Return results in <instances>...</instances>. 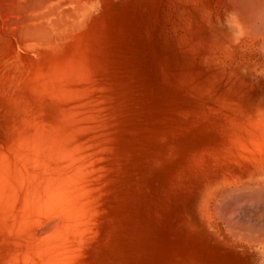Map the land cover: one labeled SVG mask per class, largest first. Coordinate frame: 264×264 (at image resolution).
<instances>
[{
	"label": "bare ground",
	"instance_id": "bare-ground-1",
	"mask_svg": "<svg viewBox=\"0 0 264 264\" xmlns=\"http://www.w3.org/2000/svg\"><path fill=\"white\" fill-rule=\"evenodd\" d=\"M130 1L134 2L133 0H130ZM136 1L137 0H135L134 3H136ZM146 1H148V0H146ZM145 2H141V3L144 4ZM149 3H150V1H149ZM198 3H200V4L198 7H195L196 11L200 12L204 9L207 10L209 15H211L210 17L214 21L213 30L211 31V34H212V36H215V35L219 36V41L218 42L216 41L213 43L214 47H221V48L226 49V50L238 49L239 52L243 53L241 58H247L253 64V66L256 70H259L262 73H264V0H198ZM151 6H153V4L150 5V7H149L152 9ZM121 7H123V6H121ZM124 7H127V5ZM140 8L138 10H140ZM136 9H137V7H136ZM156 9L159 11L157 6H156ZM126 10H128V9L126 8ZM126 10H125V12H126ZM142 10H143V8H142ZM123 11H124V9H121L120 7L116 8V5H113L111 0H0V101L4 99V102L6 101V103H4V102L3 103L6 107L7 102L11 100L9 102V109H10L9 113L11 114L13 111L17 113V117H16L17 119L16 118L12 119V115H10V117H11L10 119L13 123V126H12L13 128L11 129L10 128L11 126L8 124L10 126L9 127L10 129H5L6 131L4 130L7 133V138H5V139L0 138V264H98L97 260L94 258L93 255L95 254L97 249L103 250L107 246V243H108L107 239H109V238H108L107 234L105 235L107 237L104 236V234L106 233L105 229L108 228V225H112L114 223V219H116L117 217L113 216L114 214L111 215V212H113V209H111V207L113 205V204L111 205V197L113 195L111 197L108 196V193L111 191V189L109 188L110 186L109 187L107 186L108 190L110 189L109 191L107 190V188H106L107 182L105 181V179L108 177L110 171L112 170L108 167L110 166V164L112 165V163H115L113 161L115 160L114 157H116L115 156L116 151H117L116 143L121 141L120 138L118 141H116L118 139V138H116V132H117V130H119L116 128L117 127L120 128V125L119 126L115 125V115L116 114L112 113L110 115V112H111V110H114V109L116 110V107H118L117 105L122 107V105H120V104L115 105L116 97H117V94L120 93V90L118 88H116L112 79H110L111 77L109 76V71H111L110 66H112L111 64L113 63V61L111 62V53L114 52L111 49H112L114 42H115L113 40V38L116 37L113 34L116 32H121V29H120V26L118 23L119 19H120L118 13H120L121 16L124 18ZM153 11H155V10H153ZM143 12H144V10L142 11V13ZM134 13H136V12H134ZM145 13H146V15H148L149 12L146 11ZM137 14H139V13L137 12ZM131 15H132V12H131ZM138 16H140V14ZM161 16L162 15H160L159 19L161 18ZM141 18L138 17L137 19L141 20ZM144 18H145V16H144ZM155 19L157 21V17ZM132 20H131V22L133 23ZM144 21H145V19H144ZM156 21L154 20V22H156ZM131 22H130V24L132 26H136V27L138 26V25H135L137 22L136 20H135L134 25ZM138 22H137V24H138ZM140 22H142V20ZM158 23H161V22H157V24ZM157 24H156V26L158 27L159 25H157ZM127 25H128V23H127ZM198 25H199V23H198ZM124 26H126V25H124ZM128 26H130V25H128ZM144 27H146V26H144ZM154 27L152 29H154ZM134 28L135 27H133V29ZM137 28H139V26ZM127 29H132V27H128ZM133 29H132V31H134ZM146 30H147V28H146ZM147 32H149V31H147ZM152 32H154V31H152ZM155 32H157V31H155ZM126 35L130 36L128 34H126ZM156 35H157V33H156ZM132 36H134V34H132ZM147 36H149V33ZM153 36L155 37V35H153ZM149 37L148 38L151 40L152 37L151 36H149ZM122 38H121V41L123 40ZM129 38L131 39V36ZM136 39H137V37H136ZM124 40H126V39H124ZM126 41H124V42H126ZM152 41H154V40H152ZM257 42L259 44L258 47H256V45H255V43H257ZM121 43L123 44V41ZM141 43H142V41H141ZM155 43H156V41H155ZM124 44H126V43H124ZM126 45H128V44H126ZM124 46H123V48H124ZM120 47H122V46H120ZM156 47L157 46H155V48ZM130 48H131V46H130ZM150 48H151V46H150ZM121 52H123V51H121ZM131 52H132V50H131ZM152 52H154V53H152L151 55L156 54L155 51H152ZM195 54H197V53H195ZM113 55H114V53H113ZM123 55H125V54H123ZM116 57H118L120 59L124 58L118 54ZM194 57H196V56H194ZM115 59H117V58H115ZM195 59L196 58H194L193 67L196 64L195 61L197 59L196 60ZM112 60H114V59H112ZM128 60H130V58H128ZM199 60H200V58H199ZM138 61H139V59H138ZM125 62H126V60H125ZM125 62H122L121 64H123ZM130 62H132V60ZM126 63L124 65L127 68L128 64H130V63L129 62H126ZM159 63L161 64L162 62H159ZM183 63H184V61H183ZM180 64L182 65V63H180ZM163 65L165 66L166 64H163ZM184 66H185V64H184ZM197 66H200V64L198 63ZM122 67H124V66H122ZM159 67H154V69L159 70ZM195 68H193V69H195ZM161 69H163V71L165 70V68H161ZM180 69L181 68H179V70ZM185 69L186 68H184V70ZM184 70H183V72H184ZM190 70L191 69L189 68V70H187V72H189ZM195 70L193 72H195ZM199 70H201V69H199ZM113 71H114V69H113ZM134 71H136V69H134ZM163 71H162V73H163ZM168 71L169 70L166 69V72H168ZM180 71H182V69ZM122 72H123V70H122ZM190 72H189V74H191ZM200 72H202V70ZM111 73H112V71H111ZM129 73H131V72H129ZM153 73H155V72H153ZM137 74L135 75V77L137 76ZM155 74H153V76ZM112 75H113V73H112ZM184 75L186 77L187 73L183 74V77H184ZM119 76H120V74H119ZM141 76L143 77L144 75H141V73H140V76H139V74H138V78H140ZM156 76L158 77V74H156ZM178 76H179V74H178ZM173 77L175 78V76H173ZM190 77L193 78L192 75ZM199 77H201V76H198L197 78L200 79ZM187 78L188 77H186V79ZM116 79H118V78H116ZM170 79H171V76H170L169 80ZM188 79L187 80L189 83H187V84H191L190 78H188ZM118 80H120V79H118ZM180 80H181V78H180ZM184 80H185V78L182 79V82ZM194 80H192V81L195 83ZM133 81H132V84H133L132 90H134L135 86L137 85L135 83L136 85L134 86L135 81L134 82ZM174 81H175V79L173 80V82ZM178 82L176 83L177 85L180 83V82L179 83ZM182 82H181V84L178 85L179 87H180V85H182ZM186 82H184V83H186ZM204 82H206V81L204 80ZM165 83L166 82L164 81V84ZM132 84L130 83V85H132ZM140 84H142V82L138 83V86ZM187 84H185L186 87H188ZM173 85H174V83H173ZM205 85H207V83H205ZM127 86H129V84H127L126 87ZM167 86H168V83H167ZM178 86H175L176 89L174 91L177 90ZM198 86H200V85H198ZM141 87H142V85H141ZM182 87H184V90H185L186 87L184 85ZM192 87H194V86H192ZM142 88L145 90L144 86ZM170 88H171V85H170ZM128 89H129V87L127 88V90ZM200 89H202V88H200ZM203 89L206 90L207 88H203ZM208 89H207V91H209ZM194 90L196 91V90H198V88L197 89L195 88ZM143 91L141 93V97H143L142 96ZM179 92H181V91H179ZM193 92L191 94H193ZM198 92H199V94H198ZM198 92H197V95H200V97H201V96H203V94L206 91L201 93L198 90ZM181 93H179L178 96H180V94L183 95L184 93H185V95L189 94L186 92L183 93V91ZM208 93L210 94V92H208ZM208 93H206V94H208ZM125 94H128V92ZM125 94H123V96ZM129 94H130V91H129ZM129 94L125 95V96L126 97L128 96L127 98H129ZM131 94H132L133 99H136L133 96V91ZM131 94H130V97H131ZM194 94H196V92H194ZM194 94H193V96H194ZM137 95H138V93H137ZM211 95H209V96L211 97ZM190 96H192V95H190ZM204 96H206V95H204ZM254 96H255V94H254ZM3 97H5V98H3ZM107 97L109 98V100ZM250 97H252V95ZM261 97H262V95H261ZM194 98H196V96H194ZM208 98H206L207 100L201 99V102L203 100L205 102L207 101L209 104L214 102L213 100H212L213 102L211 101L212 97L209 98L210 101L208 100ZM249 98H248V100H249ZM118 99H119V97H118ZM133 99H132V102H134ZM220 99H222V98H220ZM124 100L125 99L122 98L121 100H118V101H124ZM126 100L131 102L130 99H126ZM195 100L194 101H191V99L188 100V101L192 102L191 108L192 107L194 108L193 103L195 104L198 99H195ZM199 100H198V102L200 103ZM218 100L215 102V105L218 102ZM144 101H145V99H144ZM148 101H147V104H148ZM204 101H203V104L205 103ZM223 101H224V99H223ZM223 101H220V102H222V104H223ZM231 101L232 100H230V102ZM244 101H245V99H244ZM261 101H262V99H261ZM125 102H127V101L123 102V104L125 105V106L124 105L123 106L125 108L128 107V109H130L129 105H128L129 103L127 102L128 104L127 103L125 104ZM179 102H180V100H179ZM191 102H189V104ZM207 102H206V104H207ZM220 102H218V103H220ZM253 103H255V102H253ZM203 104H202V106H206V104H204V105ZM220 104H219V106H220ZM228 104H229V102H228ZM140 105H141V102H140ZM197 105L199 106V104H197ZM229 105H231V104H229ZM143 106H144V104H143ZM147 106H149V105H147ZM198 106H196V107L198 108ZM219 106L216 105L215 108H218ZM242 106H243V108H245L244 107L245 105H242ZM140 107H139V109H140ZM187 107L189 108V106H187ZM196 107H195V110H196ZM225 107H226V105H225ZM231 107L228 108V110L229 109L231 110ZM262 107L263 108H260L258 106H257V108L253 107V108H256L255 113H253L254 110L251 111L250 109H249V111H248L249 113H248V112H246L247 111V109H246V111L243 113L250 114L249 119L246 121H245L246 118L244 119V117L246 116L245 114H244V117H242V119H244V120L240 121L241 120L240 117H239V119H237V117H234V115L236 114V111L235 112H234V110L232 111L235 113V114L233 113V116H232V115H230L232 113H230V114L227 113L228 111L224 107L223 108L227 112L223 108H220L221 110L223 109L225 112L219 110V112H221V113L218 112L217 115L214 114L216 121H219L221 119V117L223 118V115H225L227 113L228 115H225L226 120L223 119L222 123H224V121H225V123L228 122V124L234 123L237 126L239 125L238 127H240V124L242 123V125L244 127L252 128L249 130V133H246L248 131L247 130L248 128H245L244 130H246V132H245L246 136L249 135L252 137V138L251 137L249 138V136H247L250 141L247 139V137H245V139L247 141H249L250 143L253 142L252 145H249L250 146L249 147L247 145V143H249V142H247L243 138L245 136L244 135L245 133H243L244 136H242V138L239 136L240 134H242L241 131H244L243 130L244 127L241 128L242 130L238 131V132H241L240 134H238V133L233 134L231 131L237 132L238 127L235 128L234 127L235 125L233 124V125H231V126H233L231 128H235V130H231V128L227 124L225 126L220 125L219 123L221 122V120L218 122L219 127L220 126H224V127L228 126L230 128L229 132H228V130H226V131L224 130L225 132H227L228 135L231 134L232 137H234L235 134H238L239 137L236 135L234 138L238 137L237 139L239 140V142H240L239 138L244 139V141H245L244 145L241 144L243 142L241 140L239 147H237L238 146L237 143L236 144L231 143L235 139L232 137L230 138L231 135L228 136L230 139H232L231 141H229V143L231 145L233 144L235 147H237L236 148L237 150L234 149V151L236 150L235 152H237V151L239 152V153L237 152L239 157L235 158L236 166L238 165V167L239 166L241 167L240 173H246V172L249 173L250 178L248 180L244 179V181L246 180L245 182H240V183L234 182V183H232V185L230 184L229 188L228 189L226 188L227 190L224 191L223 193H221V197L219 196L220 193H218L219 197L215 196V198L216 197L220 198V199L224 198V201H223L224 204L222 205L220 211L224 215V218L226 215V217L228 216L230 219L234 220L236 227H231L228 230L229 231H230V229H231V231L233 230L236 234L235 236L238 237L240 240L246 242L249 245L255 246L259 250L260 256L264 259V228H260V227H258V225H256L257 228L255 227V229H253L254 226H252L253 227L252 229L251 228H245L244 226H241L242 225L241 223H240L241 225L237 223V220L239 219V217L241 216V218H242V215L244 214V213L243 214L240 213V211H242V210H240L241 205L245 204V205L249 206L248 209H250V207H253V208L257 207L258 208V206L260 207V205H261V207L264 206V104ZM2 108H3V104H2ZM122 108H120V110ZM125 108H123L122 112L124 111ZM191 108H189V109H191ZM200 108H203V107H200ZM233 108L235 109V107H232V109ZM128 109H126V110H128ZM133 109H135V111H137L138 108L137 109L133 108ZM166 109H167V112H169L170 108L169 109L166 108ZM185 109L183 108V110H185ZM241 109H240V111H241ZM0 110H1V108H0ZM200 110L201 109L198 108L196 111L198 112ZM185 111H189V110H185ZM201 111L203 113L205 111V109H204V111L203 110H201ZM206 111H208L207 108H206ZM120 112L118 110V113L120 114V116H122L123 119H126V118H124L126 116V115H124L125 112H123V114H122V112L121 113ZM126 112H129V111H126ZM130 112H132V111L130 110ZM144 112H146V110ZM176 112H177L176 115H179L181 113H183V115H184L186 113V112H181L178 114L179 111H176ZM216 112H217V110L215 109V113ZM251 112H252V114H251ZM3 113H5V112H3ZM164 113L161 112L162 115ZM169 113H171V112H169ZM198 113H200V112H198ZM198 113H196L197 116H198ZM202 113H201V116L203 117ZM241 113H242V111H241ZM241 113H240V115H241ZM138 114H140L139 111H137V115ZM152 114H154V113H152ZM189 114L190 115L192 114L191 115V118H192L193 112L191 113V111H190ZM205 114H209V112H205ZM219 114H222L221 117L219 116L220 118H218ZM129 115H131V113ZM157 115H158V111L156 112V116ZM209 115H211L212 117L207 115V117L204 116L203 118H205V117H206L205 119H207V118L211 119L212 118V120H213L214 119L213 115L212 114H209ZM7 116H9V114ZM180 116H182V114ZM184 116H186V115H184ZM197 116H196V118H198ZM216 116L218 119H216ZM227 116H228V118H227ZM232 117L237 119L239 124H236L237 121L235 120V122H234V120L231 119ZM117 118H118V116H117ZM121 118H119V119H121ZM172 118H174V117H172ZM185 118H184L185 125L182 124L181 126H184L186 131H188L189 128L187 129V127L189 126L190 123H191L190 124L191 126L194 125L193 121L195 118L194 119L192 118L193 120L191 119L192 122L189 120L190 116H189L188 120H186ZM199 118H200V116H199ZM143 119H145L144 114H143ZM149 119H150V117H149ZM153 119H154V117H153ZM158 119L160 120V118H158ZM158 119H157V121H159ZM201 119H199V121ZM228 119H231V120H228ZM164 120H163V122H161V121L160 122L164 123ZM177 120H181V119H177ZM212 120H210V123L212 122ZM146 121H147V118H146ZM186 121H189L190 123L186 122ZM203 121L201 120L200 123L202 122L204 124ZM229 121H231L232 123ZM8 122L9 121H7V123ZM118 122L119 121L116 122L117 125H118ZM166 122H167V120L165 121V124H166ZM169 122L170 121H168V123ZM174 122H175V120H174ZM178 122H181V121H178ZM205 122L208 124L209 120L205 121ZM12 123H10V124H12ZM147 123H149V122H147ZM147 123H146V125H147ZM187 123H188V125L186 126ZM197 123L198 122H195V124H197ZM216 123L217 122L213 123V125L215 127L214 129L219 128ZM119 124H120V122H119ZM153 124H151V125L153 126ZM156 124H157V122H156ZM165 124H163V125H165ZM215 124H216V126H215ZM126 125H128V124L126 123ZM141 125H143V124L141 123ZM157 125L160 126V123ZM209 125L212 126V124H209ZM115 126H116V128H115ZM123 126L125 128V125H123ZM135 126H136L135 128L137 129L138 127L136 124H135ZM173 126H175L177 128V126H179V125H177V126L173 125ZM206 126L203 125V127H206ZM132 127H134V126H132ZM207 127H209V126H207ZM207 127H206L207 130L212 128V127H210V128H207ZM2 128H3V125H2ZM4 128H6V127H4ZM124 128H123V130H124ZM168 128H169V126H168ZM181 128H183V127H181ZM193 128H194V126H193ZM149 129H152V127L150 126ZM159 129H161V127ZM172 129H173V127L171 125L169 130H172ZM223 129L224 128H221V130H223ZM221 130L220 131L218 130L220 132V133L218 132L220 134V136L222 134L221 132H223V134H225L224 131H221ZM251 130H252V132H251ZM164 131H165V129L163 130V132ZM215 131H217V130H215ZM118 132H120V131H118ZM168 132H170V131H168V129H167V133L166 134L164 133V134L169 135ZM174 132H176V131H174V129H173L170 132L169 137L171 136V137L175 138V136L173 135ZM178 132H179V134L182 133L180 135V136H182L183 133H185V130L184 131L179 130L176 133H178ZM141 133H143V131ZM148 133H149V131H148ZM118 134L120 136V133H118ZM156 134L159 135L158 133H155V135ZM121 135H122V133H121ZM175 135H177V134H175ZM128 137L131 139L134 136H132V137L128 136ZM169 137L167 138V136H166L165 139L167 138V140H169ZM171 137H170V139H171ZM221 137H224V135H222ZM162 138L160 140H157L158 144H160L159 142L162 141ZM229 138L226 137L227 141L224 138H223L224 140L222 139L219 141L223 144H225L224 142L226 141V145H228V146H226V145L225 146L228 148L229 143L227 144V142H228ZM156 139H157V137H156ZM156 139H155V141H156ZM237 139H236V141H233V142H238ZM217 140H214L213 142L216 141V143H218L219 141L217 142ZM144 141H145V137H144ZM144 141H142V142L144 143ZM132 143H134V140ZM148 143L149 142H147V143L145 142V145H147ZM153 143L155 144V142H153ZM149 144L151 145L152 143L150 142ZM126 145L128 146V143H126ZM134 145H135V143H134ZM157 145L155 144V147ZM212 145H208V146H210L209 149L213 150V148L211 147ZM231 145H230V147H231ZM122 146H125V145H122ZM208 146H205V148L206 147L208 148ZM223 146L224 145H222L221 147H223ZM131 147H132V145H131ZM217 147H218V145H217ZM230 147L228 149V152H230V150H232V148L230 149ZM124 148H123V150H126V147H124ZM156 148H158V147H156ZM218 148L221 149L220 145ZM118 149H119V146H118ZM130 149H132V148H130ZM153 149H155V148L152 147V150ZM202 149H203V146H202ZM202 149H200V152ZM145 150L146 149L144 148L143 151H145ZM212 150H211V153L209 150V153L211 155L213 153ZM128 151H131V150H128ZM132 151L134 152L135 149H133ZM183 151H185V150L183 149ZM187 151H188V149H187ZM221 151L222 150H220V153H226L225 155H227V151L226 152H221ZM133 152H130V153H133ZM161 152H162V150H161ZM193 152H194V150L191 153H193ZM214 152H216V145H215V151ZM235 152H232L231 155H233ZM125 153H124V155H125ZM186 153L187 152H185V154H184L185 156L186 155L187 156L193 155V154L189 155L190 154L189 152H188L189 154L188 153L186 154ZM195 153L198 154L197 150ZM139 154H141V153H139ZM144 154L145 153L143 152L142 155L144 156ZM203 154H204V152H203ZM215 154L217 155V153H215ZM215 154L212 155L211 157H213V156L215 157L216 156ZM126 155H127V153H126ZM130 155H128V156H130ZM201 155H202V153H201ZM205 155L207 156V154H205ZM220 155H223V154H220ZM235 155H236V153H235ZM235 155L233 157H235ZM180 156H182V155H180ZM185 156H182V157L185 158ZM198 156H199V154L196 157H198ZM206 156H205V158H206ZM218 156L219 155H217V157H215V158H217L215 162L217 163V160L219 159L218 160L219 163H217L219 166L221 159L222 160L224 159V157H223L224 155L222 156L223 158H221V157L218 158ZM139 157H140V155H139ZM159 157H161V156H159ZM200 157L203 158V155ZM225 157L230 158V154H229V156H225ZM137 158H138V156H137ZM177 158L178 157H176V159ZM184 158H183V160H185ZM229 158H227V159H229ZM118 159H119V157H118ZM120 159H123V157ZM125 159L128 160L130 158L125 157ZM186 159L189 160V158H186ZM196 159H198V158H196ZM210 159H213V158H210ZM172 160H173V158H172ZM198 160L197 161L194 160V162H200ZM201 160H204V159H201ZM207 160H208L207 162H209V159H207ZM232 160L234 161V158ZM115 161H117V163H118L119 160L116 159ZM123 161H124V159H123ZM168 161H170V160H168ZM187 161H185V162L187 163ZM189 161H192V160L190 159ZM213 161L214 160H211V162H209V163H212ZM226 161H228V160H223L224 164H226ZM166 162H167V160L165 161V164H166ZM179 162H181V160ZM194 162H192V163L189 162V163L191 165ZM201 162H203V161H201ZM215 162H213L214 163L213 165H215ZM229 162H232L231 159H229ZM186 163H183L182 165H184ZM119 164L122 165L121 162ZM229 164L231 165V163H229ZM229 164L227 165L228 167H229ZM170 165H171V162H170ZM179 165H180V163H179ZM179 165H178V168H179ZM197 165L195 164V166H197ZM208 165H210V164H208ZM163 166H164V164H163ZM192 166H191V168H192ZM164 167H163V169L165 171H167L168 169H171V167L170 168L166 167L167 169H165ZM182 167H184V166H182ZM197 167H199V166H197ZM210 167H212V170L214 169L213 166H210ZM210 167L208 166V168L211 170ZM217 167L215 168L216 170L219 169V167L218 168ZM208 168H207V172L210 174V171H208ZM223 168H224V165H223ZM107 169H109L110 171ZM163 169H162V171H164ZM173 169H174V167H173ZM182 169H184V168H182ZM189 169L190 168L188 167V171H189ZM113 170H115V169H113ZM119 170H121V169H119ZM128 170H130V169H128ZM191 170L192 169H190V171ZM194 170L197 171L198 169H196V167H195V169H193L192 171L194 172ZM199 170H198V172H197L198 174H196V176L199 175ZM226 170L228 172V170H231V169L227 168ZM107 171H109V173L107 175H105V173H107ZM122 171L126 172V170H122ZM168 171H170V170H168ZM221 171H222V173H223V171L226 172L225 170L221 169L219 172L220 174H221ZM233 171L234 170H232V172ZM177 172H175V173H177ZM193 172H191V173L193 174ZM201 172H200V174H201ZM214 172L217 173V171H212L211 173H213V174L210 175L211 177H213L216 174ZM227 172H226V175L224 173L223 174L225 176H228L227 174H231L230 173L231 171H229L228 173ZM158 173H159V171H158ZM161 173H163V172H161ZM179 173H181V172H179ZM191 173H190V175H191ZM195 173L196 172H194V174ZM203 173H205V172L203 171ZM219 173L217 176H219ZM247 173H246V175H248ZM116 174H117V171H116ZM168 174H169V172H168ZM104 175H105V178H103ZM164 175H162V176H164ZM169 175H172V174H169ZM169 175H168V177H169ZM188 175L189 174L187 173V175H186L187 178L189 177ZM193 175H191V176H193ZM224 175H221V177ZM121 176H122V174H121ZM162 176H161V178H162ZM203 176H204V174H203ZM203 176L199 175L200 178L206 177V175H205V177H203ZM210 176H208V178L206 177L209 181H210V179H209ZM217 176H216V178H217ZM236 176H235V178H237ZM257 176H261L262 178H257ZM181 177L184 178L183 176H181ZM221 177H220V179H221ZM149 178H150V176H149ZM169 178H171V177H169ZM185 178H184V180L186 181V180H189V178L191 180L193 177L192 178L189 177L188 179L187 178L185 179ZM206 178H205V180H206ZM216 178H215V180H219ZM177 179H178V177L176 178V180ZM230 179L231 178H229V180ZM193 180L199 181L198 179H193ZM201 180H203V179H201ZM212 180H214V179H212ZM102 181L104 182V185H105L104 188H106L105 190L103 189ZM173 181H174V179H173ZM173 181L172 182L169 181L170 185H172V186L174 185ZM178 181H176L175 184H177ZM185 181H183L184 182L183 184L187 185L188 183H187V181L185 183ZM232 181H234V180H232ZM239 181H240V179H239ZM149 182H151V180ZM167 182H168V179H167ZM151 183H153V182H151ZM156 183L159 185V182H156ZM171 183H173V184H171ZM181 183H179V184H181ZM195 184H196V182H195ZM155 185L156 184H154V186ZM184 185H182V186H184ZM193 185L194 184L189 185L190 190L187 192H191L190 186H192V189H193ZM165 186H166V188L164 190L171 187V186L167 187L168 185H165ZM198 186H199V184H198ZM156 187H158V186H156ZM176 187L178 188V186H176ZM186 187H188V185ZM196 187L197 186H195V189H196ZM189 188H187V190ZM112 189H114V188H112ZM119 189H120V187H119ZM154 190H156V189H154ZM170 190H172V189H170ZM177 190L178 189H176V191ZM220 190H218V191H220ZM122 191H123V189H122ZM178 191H180V190H178ZM182 191L184 192V194L186 193V195H188V193L186 191H184V190H182ZM129 192H130V190H129ZM163 192H162V194H163ZM181 192H179V193H181ZM166 193H168V191ZM166 193L164 192V194H166ZM140 194L138 193L137 195H140ZM147 194L150 195L149 193H147ZM175 194H176V192H175ZM127 195H128V193L125 196H127ZM145 195H144V197H146ZM155 195H157V194H155ZM182 195H179L178 198H180V196H182ZM121 196H123V194ZM163 196H162V198H163ZM171 196L172 195L170 194V197ZM116 197H117V195H116ZM185 197H187V196H185ZM173 198L178 199L176 197H173ZM226 198H228V199H226ZM122 199H124V198H122ZM126 199L123 201L124 202L127 201ZM143 199L145 200V198H143ZM169 199H171V198H169ZM169 199H168V202H169ZM211 199L212 198H210V200ZM157 200L159 202V198ZM142 201H140V202H142ZM161 201H162V199H161ZM166 201H164L165 204H166ZM179 201H181V200H179ZM219 201L222 202L221 200H219ZM116 202H115V204H117ZM120 202H119V204H120ZM146 202H147V200H146ZM154 202H156V198H155ZM216 202L215 203L212 202L213 204H215L214 205L215 208L217 205ZM126 203H128L130 205L129 201ZM150 203H151V201H150ZM212 203H211V205H212ZM144 204H145V202H144ZM165 204H163V205H165ZM171 205L169 204L170 207H171ZM176 205H178V202ZM123 206L127 207V210H129V209L133 210L132 208L128 209V206H126V204ZM146 206H148V204ZM214 206L212 205L211 213H213ZM163 207L161 209L159 206L160 211L164 209L163 211L165 213L163 211H162L163 213H161L158 210H156V212L158 214L159 213L163 214V217H165L164 218V220H165L166 216H167V214H166L167 211ZM165 207L167 208L166 205H165ZM261 207H260V209H261ZM133 208H134V210H136L134 212H138L136 207H133ZM142 208H144V207H142ZM173 208H174V206H173ZM173 208L171 207V209H173ZM241 208H243V210H244V205ZM245 208H247V207H245ZM253 208L251 210H253ZM155 209H154V211H155ZM168 209L170 210V208H168ZM177 209H178V207H177ZM217 209H218V207H217ZM260 209H258V210H260ZM125 210L126 209L124 208V211ZM174 210H176V209H174ZM210 210L211 209H209V211ZM214 210H216V209H214ZM258 210L256 212H258ZM116 211H119V210H116ZM214 212L216 213V214L215 213L214 214L218 216L217 212L216 211H214ZM221 212H219V213H221ZM256 212H255V214H256ZM125 213H127V211ZM246 213H248V212H246ZM251 213H252V211H251ZM116 214L119 215L118 213H116ZM132 214H134V213H132ZM155 214L152 216L157 215V214L156 215ZM164 214L166 216H164ZM209 214H210V212H209ZM214 214L210 215V217H213ZM222 214L220 216H223ZM261 214H263V213H261ZM176 215H177V213H176ZM247 215L249 216V213L246 214V216ZM112 216L116 217V218L113 219ZM126 216L128 217V215H126ZM147 216H148V214H147ZM262 216H264V215H261V218H263ZM157 217H158V215L156 216L155 220L157 219ZM171 217H172V215H171ZM188 217H190V216L188 215ZM258 217L256 215V218H258ZM126 218H125V220H126ZM148 218H149V216H148ZM169 218L167 217V219H169ZM174 218H175V216H174ZM243 219L246 222L248 220V218L246 219V218H244V216H243ZM118 220H120V217H118V219H116L115 221H118ZM173 220H171V221H173ZM176 220H178V218ZM217 220H220V218H217ZM229 220L223 219V221H226V222H228ZM158 221L161 222L160 220H156L157 224H158ZM214 221L215 220H213V222ZM221 221H222V218L220 220V223H222ZM249 221H251L250 217H249ZM252 221H253V218H252ZM148 222H150V221H148ZM165 222H166V220H165ZM188 222H190V220ZM188 222H185V223H188ZM166 223H168V222H166ZM172 223H171V225H172ZM121 224H122V222L119 224V227L121 226ZM160 224L162 225V223H160ZM215 224H216V222H215ZM225 224L223 225V227H225ZM124 225H125V222H124ZM177 225H178V223H177ZM156 226H158V225H156ZM192 226H193V223L191 224V227ZM109 227H111V226H109ZM163 227H165V226H163ZM178 227H180V226H178ZM120 228L122 229V226ZM123 228H125V227H123ZM156 228L159 229V226ZM169 229H171V228H169ZM225 229L226 228H224V231L229 233V231L228 230L226 231ZM256 229H258V230H256ZM157 231H159V230H157ZM166 231L167 230H165L164 233ZM173 231L174 230H172L171 233ZM178 231H179V229H178ZM162 233H163V231H162ZM164 233H163V235L167 239V237H168L167 235H170V234H164ZM167 233H169V232H167ZM181 233H178V234L175 233L176 237L179 234L183 235ZM171 235H173V234H171ZM220 235H222V233ZM173 236H174L173 237L174 240L171 238L172 240L170 242L175 241L176 239H177V242L180 241L179 238L175 239V235H173ZM228 236H231L230 237V239H231L234 236V234L233 235L231 234ZM235 236H234V241L236 238ZM182 237L180 236V238H182ZM159 238L160 237H158V239ZM238 238H236V240ZM168 239H167V241L165 240L167 243L169 241ZM183 239H182L181 243L179 242L182 245H183ZM228 239H229V237H228ZM239 239H238V241H239ZM170 242L168 245H166V243L164 242L165 243L164 245H166V246H168V248H170L169 247ZM179 243H175V244H177V246H178ZM175 244H174L175 252L177 251L176 249L178 247L181 248L182 251L186 250L185 247L188 246L187 250H189V247H190V244H189V245L183 247V249L185 248L183 250L182 246L181 247L178 246L176 248ZM184 245H186V243H184ZM160 246L163 247V248H161V252H162V249H165V250L167 249V247L163 246V244L162 245L160 244ZM164 247H166V248H164ZM197 247H198V245H197ZM212 247H209V248H212ZM174 248H172V249H174ZM191 248H192V246H191ZM193 248L195 249V247H193ZM215 248H217V247H215ZM194 249H193L194 253L192 255L193 256L192 258H194V255H196L195 258L198 256L197 254H195ZM218 249H219V247H218ZM167 250H169V249H167ZM196 251H197V253L199 251L201 252L200 249H199V251L198 250H196ZM185 252H187V251H185ZM212 252H215V251H212ZM159 253H160V251H159ZM208 254H210V253H208ZM208 254H207V256H208ZM234 254L236 255V253H234ZM204 255L205 254H202L203 257H204ZM222 255H224V254H222ZM183 256H185V255H183ZM237 257H239V256H237ZM96 258L99 259V257H96ZM181 258H182V256H181ZM228 259H230V258H228ZM243 259H245V258H243Z\"/></svg>",
	"mask_w": 264,
	"mask_h": 264
},
{
	"label": "rangeland",
	"instance_id": "rangeland-1",
	"mask_svg": "<svg viewBox=\"0 0 264 264\" xmlns=\"http://www.w3.org/2000/svg\"><path fill=\"white\" fill-rule=\"evenodd\" d=\"M114 1V0H113ZM112 0H111V2L113 3V5H116V8H121V9H124V11H123V16H124V18L121 16V14L120 13H118V15H119V17H120V19H119V26H120V29H121V32H116V33H114L113 35H115L116 37H114L113 38V40L115 41L114 42V45H113V47H112V51H114V52H112L111 53V62L113 61V63L111 64L112 66H110L111 68H110V70L112 71V73H113V75H112V73H111V71H109V76L111 77L110 79H112V81H113V83H114V85L116 86V88H118L119 90H120V93L119 94H117V97H116V103H115V105H117V104H120V105H122V107L123 108H125L124 106V104H123V102L124 101H127V102H125V104L127 103L128 105H129V108L130 109H128V107L127 108H125L124 109V111L123 112H125V114L124 115H126L124 118H126V119H123V117L122 116H120V114L118 113V110H119V112L121 111L122 112V110H123V108L122 107H120L119 105H117L118 107H116V110L114 109V110H111V112H110V115L112 114V113H114V114H116L115 115V125L116 126H119L120 125V128H116V126H115V128L116 129H119V130H117V132H116V138H118L116 141H118L119 140V138H120V142H117L116 143V148H117V151H116V157H114V159L116 160H119L118 161V163H117V161H113V162H115V163H112V165L110 164V166L108 167V168H110V169H115V170H109V169H107V170H109L110 171V173H109V171H107V173H105V175H107L108 173H109V175H108V177L105 179V181L107 182V184H106V188H107V186L111 189V191L108 193V196H112L111 197V205H112V207H111V209H113V212H111V215L112 214H114L113 216H116V217H113V219L114 218H116V219H118V217H120V220H118V221H115L116 219H114V223L112 224V225H108V228H106L105 229V234H104V236L107 234L108 235V238L109 239H107L108 240V243H107V246L102 250V249H97L96 250V252H95V254L93 255L94 256V258L97 260V262H98V264H248L249 262V264H264V259L260 256V253H259V250L255 247V246H253V245H249V244H247L246 242H244V241H242V240H240L238 237H236L235 235V232L232 230L231 231V229H230V231L228 230L229 228H231V227H236L235 226V223H234V220H232V219H230L228 216L226 217V215H225V218H224V215L222 214V212L220 211V209H221V207H222V205L224 204V198L223 199H220V198H215V196H218V193H220V197H221V193H223L224 191H226L228 188H229V185L231 184L232 185V183H240V182H245L246 180H248L249 178H250V175H249V173H247L248 175H246V173H240V166L238 167V165L236 166V161H235V158L236 157H239L238 156V154H237V152H235L237 149V147H239V145H240V143H241V140L243 141L241 144L242 145H244V139H245V137H247V136H249V135H247L246 136V133H249V130L250 129H252V128H248V127H244L243 125H242V123L240 124V127H238L237 125H235L234 123V127L236 128V127H238V130H237V132L235 131H231L233 134L234 133H238V134H240L241 132H242V134H240L239 136L242 138V136H244L243 138L244 139H241V138H239L240 139V142H239V140L237 139L239 136H238V134H235V136L237 135L238 137L237 138H234V137H232V135L230 136V135H228L227 134V132H225L226 130H228V132L230 131L229 129L231 128V127H233V126H231V125H233V124H228V122L227 123H225V121H224V123H222L223 121V119L224 120H226V116L225 115H228L227 113H232V114H230V115H232L233 116V113L236 111V114L238 115H236L235 113V115H234V117H237V119H239V117H240V121H243L245 118V121L246 120H248L249 119V115L250 114H248L249 112V109L251 110V111H253V113H255V110H256V108H257V106L258 107H260V108H263L262 106H263V104H264V73H262L261 71H259V70H256L255 68H254V66H253V64L247 59V58H241V56H242V52H239L238 51V49H228V50H226V49H223V48H221V47H214V45H213V43L214 42H218L219 41V36H212V34H211V31L213 30V24H214V21H213V19L210 17L211 15H209V13H208V11L207 10H202V11H200V12H197L196 11V8L195 7H198L199 6V4L200 3H198V0H148V1H142V0H137L136 1V3H134L135 2V0H133L134 2H131L130 0V2L128 1V0H115L114 2H113ZM149 1H150V3H149ZM141 2H145L144 4L143 3H141ZM115 3V4H114ZM129 5H128V4ZM153 4V6H151L152 7V9L151 8H149L150 7V5H152ZM127 5V7H124V6H126ZM141 7H139V6ZM146 5V6H145ZM121 6H123V7H121ZM130 8H129V7ZM156 6H157V8L159 9V11L156 9ZM136 7H137V9H136ZM146 7V8H145ZM126 8L130 11H128V10H126ZM140 8V10H138ZM142 8H143V10H144V14L142 13ZM125 10H126V12H125ZM151 10V11H150ZM153 10H155V11H153ZM149 12L148 13V15H146V13L145 12ZM116 12V11H115ZM131 12H132V15H131ZM134 12H136V13H134ZM137 12L140 14V16H138L139 14H137ZM152 12V13H151ZM154 12V13H153ZM158 12V13H157ZM187 12V13H186ZM128 13V14H127ZM135 15H134V14ZM186 13V14H185ZM156 14V15H155ZM185 14V15H184ZM152 15V16H151ZM159 15V16H158ZM160 15H162L161 16V18L159 19V17H160ZM133 16V17H132ZM137 16V17H136ZM144 16H145V18H144ZM141 18V20H142V22H140L141 20L140 19H137V18ZM157 17V21H156V18ZM163 17V18H162ZM133 20H132V19ZM144 19H145V21H144ZM159 19V20H158ZM131 20L133 21V23L131 22ZM135 20L138 22V24H137V22H136V24H135ZM154 20L156 21V22H154ZM163 20V21H162ZM149 23H148V22ZM130 22L134 25H138L139 26V28H137L136 26H132L131 24H130ZM146 22V23H145ZM157 22H161V23H158L157 24ZM127 23H128V25H130V26H128L127 25ZM157 25H159L158 27L156 26V24ZM198 23H199V25H198ZM161 24V25H160ZM124 25H126V26H124ZM141 26V27H140ZM144 26H146V27H144ZM149 26V27H148ZM154 27V29H152L153 27ZM199 26V27H198ZM128 27H132V29H133V27H135L133 30L135 31H132V29H127ZM152 27V28H151ZM160 27V28H159ZM196 27V28H195ZM127 30H126V29ZM146 28H147V30H146ZM156 28V29H155ZM195 28V29H194ZM125 29V30H124ZM152 29V30H151ZM146 30V31H145ZM197 30V31H196ZM204 30V31H203ZM126 31V32H125ZM129 31V32H128ZM138 31V32H137ZM147 31H149V32H147ZM152 31H154V32H152ZM155 31H157V32H155ZM195 31V32H194ZM134 34V36H132V34ZM159 32V33H158ZM198 32V33H197ZM144 33V34H143ZM148 33H149V36H153V35H155V37L153 36L152 38H151V40L149 39L150 37L149 36H147L148 35ZM153 33V34H152ZM156 33H157V35H156ZM204 33V34H203ZM125 34V35H124ZM126 34H128V35H130L131 36V39L129 38L130 36H127ZM136 34V35H135ZM147 34V35H146ZM152 34V35H151ZM160 34V35H159ZM123 35V36H122ZM195 35V36H194ZM123 37V38H122ZM135 39H133V38ZM136 37H137V39H136ZM149 37V38H148ZM157 37V38H156ZM194 39H193V38ZM121 38L123 39L122 41H123V44L121 43L122 41H121ZM146 38V39H145ZM124 39H126V40H124ZM145 39V40H144ZM149 39V40H148ZM130 40V41H129ZM132 40V41H131ZM152 40H154V41H152ZM119 41V42H118ZM121 41V42H120ZM124 41H126V42H124ZM141 41H142V43H141ZM155 41H156V43H155ZM133 42V43H132ZM154 42V43H153ZM116 43V44H115ZM124 43H126V44H128V45H126V44H124ZM148 43V44H147ZM157 44V45H156ZM125 45V46H124ZM135 45V46H134ZM149 45V46H148ZM255 45H256V47H258L259 46V44H258V42L257 43H255ZM120 46H122V47H120ZM123 46H124V48H123ZM130 46H131V48H130ZM150 46H151V48H150ZM155 46H157L156 48H155ZM162 48H161V47ZM116 47V48H115ZM126 47V48H125ZM160 47V48H159ZM134 48V49H133ZM130 49V50H129ZM148 49V50H147ZM151 49V50H150ZM156 49V50H155ZM119 50V51H118ZM127 50V51H126ZM131 50H132V52H131ZM134 50V51H133ZM162 50V51H161ZM121 51H123V52H121ZM125 51V52H124ZM152 51H155V53L156 54H154V55H151L152 53H154V52H152ZM157 51V52H156ZM164 51V52H163ZM113 53H114V55H113ZM122 53V54H121ZM127 53V54H126ZM195 53H197V54H195ZM117 54L118 55H120L121 57H124L123 59L121 58H118V57H116L117 56ZM123 54H125V55H123ZM150 54V55H149ZM193 54V55H192ZM113 56V57H112ZM194 56H196V57H194ZM132 57V58H131ZM134 57V58H133ZM115 58H117V59H115ZM127 58V59H126ZM128 58H130V60H128ZM194 58H196L195 60V66L193 67V63H194ZM199 58H200V60H199ZM202 58V59H201ZM112 59H114V60H112ZM138 59H139V61H138ZM116 60V61H115ZM125 60H126V62H129L130 64H128V66H127V68H126V66L124 65L126 62H125ZM128 60V61H127ZM132 60V62H130ZM183 61H184V63H183ZM187 61V62H186ZM189 61V62H188ZM122 62H125V63H123V64H121ZM159 62H162L161 64L159 63ZM201 62V63H200ZM180 63H182V65L180 64ZM200 64V66H197V64ZM117 64V65H116ZM127 64V63H126ZM159 64V65H158ZM163 64H166L165 66L163 65ZM184 64H185V66H184ZM161 65V66H160ZM183 67H181V66ZM189 65V66H188ZM122 66H124V67H122ZM131 66V67H130ZM134 66V67H133ZM160 66V67H159ZM114 67V68H113ZM121 67V68H120ZM154 67H159V70H156V69H154ZM199 70V69H201L202 70V72H200L201 70H197L196 68ZM130 68V69H129ZM136 69V71H134V69ZM161 68H165V70L163 71V69H161ZM175 68V69H174ZM179 68H181L182 69V71H180L179 70ZM184 68H188L187 70H189V68L191 69L189 72L191 73V74H189V72H187V70L185 69L184 70ZM193 68H195V69H193ZM243 70H242V69ZM113 69H114V71H113ZM158 69V68H157ZM166 69L167 70H169L168 72H166ZM174 69V70H173ZM122 70H123V72H122ZM161 70V71H160ZM171 70V71H170ZM173 70V71H172ZM183 70H184V72H183ZM195 70V72H193ZM241 70V71H240ZM125 71V72H124ZM155 72L156 74H158V77L156 76V74L155 73H153V72ZM162 71H163V73L165 74H163L162 73ZM176 71V72H175ZM115 72V73H114ZM129 72H131V73H129ZM166 72V73H165ZM175 72V73H174ZM198 72V73H197ZM200 72V73H199ZM139 74V76H140V73H141V75H144L143 77L141 76L140 78H138V74ZM155 74L154 76L156 77H154L153 76V74ZM186 74L187 73V75H186V77H188V78H190V83L191 84H187V83H189L188 82V80L186 79V77H185V75H184V77H183V74ZM196 75H195V74ZM119 74H120V76H119ZM128 74V75H127ZM137 74V76L135 77V75ZM168 74V75H167ZM178 74H179V76H178ZM116 77H115V76ZM130 75V76H129ZM178 77H177V76ZM193 76V78L195 79H193L192 77H190V76ZM195 75V76H194ZM123 76V77H122ZM153 76V77H152ZM166 76V77H165ZM170 76H171V79L169 80V78H170ZM173 76H175V78L173 77ZM198 76H201V77H199L200 79H198L197 77ZM135 77V78H134ZM160 77V78H159ZM164 77V78H163ZM185 78V80L182 82V79L183 78ZM116 78H118V79H120V80H118V79H116ZM137 78V79H136ZM156 80H155V79ZM159 78V79H158ZM180 78H181V80H180ZM205 78V79H204ZM114 79V80H113ZM116 79V80H115ZM136 79V80H135ZM166 79V80H165ZM175 79V81L173 82V80ZM179 79V80H178ZM197 79V80H196ZM135 82H134V81ZM144 80V81H143ZM162 82H161V81ZM192 80H194L195 81V83L192 81ZM204 80L206 81V82H204ZM131 81V82H130ZM132 81L134 82V86H135V88H134V90H132L133 89V84H132ZM164 81L166 82L165 84H164ZM168 81V82H167ZM180 83H179V82ZM187 81V82H186ZM199 81V82H198ZM202 81V82H201ZM142 82V84H140L139 86H138V83H141ZM160 82V83H159ZM174 83V85H173V83ZM179 83V84H181V82H182V85H180V87L176 84V83ZM184 82H186V83H184ZM120 85H119V84ZM130 83L132 84V85H130ZM136 83V84H135ZM163 83V84H162ZM167 83H168V86H167ZM184 83V84H183ZM197 83V84H196ZM200 83V84H199ZM205 83H207V85H205ZM258 83V84H257ZM127 84H129V86H127L126 87V85ZM176 84V85H175ZM185 84H187V86L189 87H186V85ZM196 84V85H195ZM203 84V85H202ZM141 85H142V87L144 86L145 87V90L141 87ZM170 85H171V88H170ZM185 86L186 88H185V90H184V87H182V86ZM194 86V87H192V86ZM198 85H200V86H198ZM203 87H202V86ZM206 87H205V86ZM219 85V86H218ZM227 85V86H226ZM255 85V86H254ZM167 86V87H166ZM175 86H178V88H177V90L176 91H174L175 89H176V87ZM210 86V87H209ZM129 87V91H130V94L132 93V91H133V96H134V98H136V99H133V97H132V94H131V97H130V94H129V91L127 90V88ZM202 88V89H200V88ZM260 87V88H259ZM141 88V89H140ZM147 88V89H146ZM174 88V89H173ZM193 88V89H192ZM197 89L198 88V90L202 93V92H205L204 94H203V96H201L200 97V95H197V92H198V90H194V89ZM203 88H209L208 90L209 91H207V89L205 90V89H203ZM144 91H143V90ZM181 89V90H180ZM190 89V90H189ZM256 89V90H255ZM137 92H136V91ZM192 90V91H191ZM203 90V91H202ZM221 90V91H220ZM226 92H225V91ZM255 90V91H254ZM262 90V91H261ZM135 91V92H134ZM142 91H143V94H142V96L143 97H141V93H142ZM147 91V92H146ZM179 91H183V93L184 92H186V93H189L188 95L186 94L185 95V93L183 94V95H181L182 93L181 92H179ZM191 91V92H190ZM196 92V94H194V92ZM232 91V92H231ZM128 92V94H129V98H127L125 95H128V94H125V93H127ZM181 93L180 94V96L182 97H180V96H178V94L179 93ZM193 92V94H194V96H196V98H194V96H193V94H191ZM208 92H210V94L208 93ZM219 92V93H218ZM137 93H138V95H137ZM146 93V94H145ZM177 93V94H176ZM200 93V94H201ZM206 93H208L209 95H211V97L208 95V94H206ZM223 93V94H222ZM229 93V94H228ZM252 93V94H251ZM123 94H125L124 96H123ZM198 94H199V92H198ZM225 94V95H224ZM252 95V97H250L251 95ZM254 94H255V96H254ZM257 94V95H256ZM147 95V96H146ZM190 95H192V96H190ZM204 95H208L207 97L206 96H204ZM261 95H262V97H261ZM177 96V97H176ZM226 96V97H225ZM118 97H119V99H118ZM124 98L125 100L124 101H118V100H121L122 98ZM140 97V98H139ZM149 97V98H148ZM179 97V98H178ZM211 98V101L214 103H208L207 101V104H206V102L204 103V104H206V106H202V104H203V101L201 102V99H206V98ZM224 97V98H223ZM250 97V98H249ZM259 97V98H258ZM3 98H5V97H3ZM108 98V97H107ZM121 98V99H120ZM191 99V101H194L195 99H200L199 101H200V103L198 102V100H197V102L194 104L193 103V106H194V108L192 107L191 108V104H192V102L191 101H188V100H190ZM194 98V99H193ZM209 98H208V100H209ZM220 98H222V99H220ZM227 98V99H226ZM248 98H249V100H248ZM126 99H130V101L131 102H129L128 100H126ZM132 99H133V101L134 102H132ZM144 99H145V101H144ZM185 101H184V100ZM219 99V100H218ZM223 99H224V101H223ZM244 99H245V101H244ZM252 99V100H251ZM261 99H262V101H261ZM8 100V99H7ZM108 100H109V98H108ZM149 100V101H148ZM179 100H180V102H179ZM183 100V101H182ZM207 100V99H206ZM218 100V102H220V101H223V104H222V102H220V103H216V105H218L219 106V104H220V106L218 107V108H215L216 107V105H215V102ZM229 100V101H228ZM230 100H232L231 102H230ZM11 101V100H10ZM10 101H8L7 102V106L5 107V105H4V103H6V101L4 102V99L3 100H1L0 101V108H1V112H0V138L1 139H5V138H7V133L5 132L6 130L5 129H12L13 127V123H12V121H11V117H10V115H12V119L13 118H16L17 117V113L16 112H14L13 110V112L10 114L9 112V102ZM138 101V102H137ZM145 103H144V102ZM147 101H148V104H147ZM188 101V102H187ZM196 101V100H195ZM210 101V100H209ZM4 102V103H3ZM119 102V103H118ZM122 102V103H121ZM137 102V103H136ZM140 102H141V105H140ZM183 102V103H182ZM189 102H191L190 104H189ZM228 102H229V104H231V105H229L228 104ZM253 102H255V103H253ZM262 102V103H261ZM138 105H136V104ZM181 103V104H180ZM202 103V104H201ZM2 104H3V108H2ZM134 104V105H133ZM143 104H144V106H143ZM149 105V106H147V105ZM197 104H199V106L197 105ZM201 104V105H200ZM203 104V105H204ZM212 104V105H211ZM238 106H237V105ZM259 104V105H258ZM124 105V106H123ZM133 105V106H132ZM225 105H226V107H225ZM242 105H245L244 107L245 108H243V106ZM250 105V106H249ZM253 105V106H252ZM257 105V106H256ZM262 105V106H261ZM131 106V107H130ZM141 106V107H140ZM187 106H189V108H191V109H189ZM196 106H198V108L199 109H201V110H203L204 111V109H205V111L202 113V111L200 110V111H198V112H200V113H198L196 110L198 109ZM235 107V109L233 108L232 109V107ZM242 106V107H241ZM252 106V107H251ZM122 108L121 110H120V108ZM138 108L137 109V111H139V113L140 114H138L137 115V111H135V109H133V108ZM139 107H140V109H139ZM144 107V108H143ZM195 107H196V110H195ZM200 107H203V108H200ZM228 111H226L224 108ZM231 107V110L229 109L228 110V108H230ZM239 107V108H238ZM249 107V108H248ZM251 107V108H250ZM253 107H256V108H253ZM166 108H170V110H169V112H171V113H169V112H167V109ZM183 108L185 109V110H189V111H185V110H183ZM206 108L208 109V111H206ZM220 108H223L227 113L225 114V115H223V118L221 117L222 116V114H219L218 115V118H220L221 117V122L219 123L220 125H228L227 127H224V126H220L219 127V125H218V122L220 121H216L215 120V115L214 114H218V112H219V110H221ZM242 108V109H241ZM3 109V110H2ZM6 109V110H5ZM126 109H128V110H126ZM153 111H151V110ZM166 109V110H165ZM215 109L217 110V112L215 113ZM221 110V111H223V112H225L224 110ZM240 109H241V111H242V113H241V111H240ZM245 109V110H244ZM246 109H247V111H246ZM130 110L132 111V112H130ZM146 110V112H144ZM164 110V111H163ZM173 110V111H172ZM234 110V112H232ZM126 111H129V112H126ZM158 111V115L156 116V112ZM165 112L163 115L161 114V112ZM176 111H179L178 112V114L179 113H181V112H186L184 115H186V116H184L183 115V113H181L182 114V116H180L181 114H179V115H176L177 114V112ZM191 111V113L193 112V119H194V121L195 122H198L197 124H195V122L193 121V126H194V128H193V126H191L190 124V122L189 121H186V122H189L190 124H189V126L187 127V129H188V131H186V129L184 128V126H181L182 124H184L185 125V120H184V118L186 119V120H188V118H189V116H190V118H189V120L192 122V118H191V115L189 114V112ZM240 111V112H239ZM248 112V113H243V112ZM3 112H5V113H3ZM120 112V113H121ZM123 112H122V114H123ZM154 113V114H152V113ZM160 112V113H159ZM176 112V113H175ZM205 112H209V114H212L213 115V117H214V121L212 120V116L211 115H209V114H205ZM214 112V113H213ZM131 113V115H129ZM146 113V114H145ZM196 113H198V116L196 115ZM201 113H202V115H203V117L204 116H206L207 117V115L208 116H211L210 118L211 119H209V118H207V119H205V118H203L202 116H201ZM219 113H221V112H219ZM240 113H241V115H240ZM6 114V115H5ZM9 114V116H7ZM143 114H144V117H145V119H143ZM148 114V115H147ZM199 118V116H200V118L199 119H201L203 122H204V124L201 122L200 123V121H199V119L198 118H196V116ZM205 114V115H204ZM244 114L246 115L245 117H244ZM251 114H252V112H251ZM134 115V116H133ZM152 115V116H151ZM188 115V116H187ZM229 115V116H230ZM243 115V116H242ZM117 116H118V118H117ZM137 116V117H136ZM156 116V117H155ZM161 116V117H160ZM170 116V117H169ZM195 116V117H194ZM220 116V117H219ZM122 117V118H121ZM128 117V118H127ZM139 117V118H138ZM149 117H150V119H149ZM153 117H154V119H153ZM165 117V118H164ZM169 117V118H168ZM172 117H174V118H172ZM231 117V116H230ZM242 117H244V119H242ZM119 118H121V119H119ZM146 118H147V121H146ZM158 118H160V120L158 119ZM165 120H164V119ZM176 118V119H175ZM217 118V116H216V119H218ZM227 118H228V116H227ZM3 119V120H2ZM17 119V118H16ZM118 119V120H117ZM133 121H132V120ZM157 119L159 120V121H157ZM164 120V123H161V122H163V120ZM169 119V120H168ZM177 119H181V120H177ZM192 119V120H191ZM231 119H233L234 120V122H235V120L237 121V123L236 124H239L238 123V120L237 119H235V118H231ZM231 119H228V120H231ZM6 120V121H5ZM15 120V119H14ZM126 120V121H125ZM167 120V122H166V124H165V121ZM174 120H175V122H174ZM184 120V121H183ZM198 120V121H197ZM209 120V123L207 124L205 121H208ZM210 120H212V122L210 123ZM7 121H9L8 123H7ZM117 121H119L120 122V124H119V122H118V125H117ZM141 121V122H140ZM161 121V122H160ZM168 121H172L171 123L169 122L168 123ZM178 121H181V122H178ZM183 121V122H182ZM147 122H149V123H147ZM156 122H157V124H159L160 123V126L159 125H157L156 124ZM214 122H217L216 124H217V126L219 127L218 129H214L215 127H214V125H213V123ZM229 122H231V121H229ZM10 123H12V124H10ZM125 123V124H124ZM126 123L128 124V125H126ZM141 123L143 124V125H141ZM146 123H147V125H146ZM154 123V124H153ZM232 123V122H231ZM11 126H9V125ZM134 124V125H133ZM135 124L137 125V127L139 128H135L136 126H135ZM151 124H153V126L151 125ZM163 124H165V125H163ZM204 126H209V127H207V128H210V127H212V128H210V129H206V127H203V125ZM206 124V125H205ZM209 124H212V126H210ZM216 124H215V126H216ZM2 125H3V128L4 127H6V128H2ZM122 125V126H121ZM123 125H125V128H124V126ZM155 125V126H154ZM171 125H172V127H173V129H174V131H179V130H181V131H184L185 130V133H183V135L182 136H180L182 133H180L179 134V132L178 133H176V132H174L173 133V135L175 136V138H173V137H171V139H170V137H169V135H170V132L173 130H169V128L171 127ZM173 125H179V126H177V128L175 127V126H173ZM188 125V123L186 124V126ZM127 126V127H126ZM130 126V127H129ZM132 126H134V127H132ZM150 126L152 127V129H149L150 128ZM159 126V127H158ZM168 126H169V128H168ZM183 127V128H181V127ZM196 126V127H195ZM8 127V128H7ZM10 127V128H9ZM148 127V128H147ZM161 127V129H159ZM176 129H175V128ZM203 127V128H202ZM242 127H244L243 128V130L245 129V128H248L247 130V132H246V130H244V131H241V132H238V131H240V130H242L241 128ZM2 128V129H1ZM114 128V129H115ZM123 128H124V130H123ZM217 128V127H216ZM221 128H224L223 130H221ZM228 128V129H227ZM235 128H231V130H235ZM240 128V129H239ZM155 129V130H154ZM158 129V130H157ZM165 129V131L163 132V130ZM167 129H168V131H170V132H168V134L169 135H165L166 133H167ZM212 129V130H211ZM5 130V131H4ZM123 130V131H122ZM211 130V131H210ZM215 130H217V131H215ZM221 130V131H224V133L225 134H223V132H221L222 134H221V136L222 135H224V137H221L220 136V132L219 131ZM118 131H120V132H118ZM143 131V133H141ZM148 131H149V133H148ZM161 131V132H160ZM151 132V133H150ZM158 133L159 135H155V133ZM162 134H160V133ZM219 134H217V133ZM246 132V133H245ZM251 132H252V130H251ZM118 133H120V136H119V134ZM121 133H122V135H121ZM165 133V134H164ZM243 133H245L244 135H243ZM150 134V135H149ZM175 134H177V135H175ZM4 135V136H3ZM125 135V136H124ZM139 137H138V136ZM128 136H130V137H132V136H134L133 138H129ZM157 137V139H156V137ZM167 136V138L169 137V140H167V138L165 139V137ZM228 136H230V138L232 137V138H234L235 140H233V141H236V139L238 140V142H231V143H233V144H238V146L237 147H235L233 144L231 145L230 143H229V141H231L232 139H230ZM144 137H145V141H144ZM159 137V138H158ZM163 137V138H162ZM220 137V138H219ZM226 137L227 138H229L228 139V142H227V144L229 143V147H230V145H231V147H230V149L232 148V150H230V152L232 151V152H235L236 153V155H235V153L233 154V155H231L232 154V152L230 153V152H228V149H229V147L227 148L226 146H228V145H226V141H227V139H226ZM251 136H249V138H250ZM153 138V139H152ZM162 138V143L161 142H159L160 144H158V141L157 140H160ZM225 139L226 141L224 142L225 144H223V143H221L219 140H222V139ZM252 138V137H251ZM155 139H156V141H155ZM165 139V140H164ZM218 139V140H217ZM223 139V140H224ZM247 139H248V137H247ZM133 140H134V143H135V145H134V143H132L133 142ZM150 140V141H149ZM167 140V141H166ZM214 140H217V142L218 143H216V141L215 142H213ZM246 140V139H245ZM249 140V139H248ZM252 140V139H251ZM142 141H144V143L142 142ZM247 141V140H246ZM250 141V140H249ZM249 141H247V142H249ZM145 142L147 143V142H151L152 144L150 145L149 143L147 144V145H145ZM153 142H155V144L157 145L156 147H158V148H156L155 147V144L153 143ZM246 142V143H247ZM252 142V141H251ZM126 143H128V146L126 145ZM202 143V144H201ZM209 143V144H208ZM215 143V144H214ZM250 143V142H249ZM247 143V145L249 146V145H252V143ZM138 144V145H137ZM140 144V145H139ZM206 144V145H205ZM212 145L211 147L213 148V150L212 149H209L210 148V146H208V145ZM119 146V149H118V146ZM122 145H125V146H122ZM130 145V146H129ZM131 145H132V147H131ZM154 145V146H153ZM208 146V148L206 147L205 148V146ZM215 145H216V152H214L215 151ZM217 145H218V147H219V145H220V148L221 149H219L218 147H217ZM222 145H226L225 147L223 146V147H221ZM164 148H163V147ZM202 146H203V149H202ZM124 147H126V150H123V148ZM152 147H154L155 149H153L152 150ZM234 147V148H233ZM250 147V146H249ZM122 150H121V149ZM128 148V149H127ZM130 148H132V149H130ZM144 148L146 149L145 151H143L144 150ZM190 148V149H189ZM125 149V148H124ZM133 149H135V151L133 152L132 150ZM141 149V150H140ZM143 149V150H142ZM183 149L185 150V151H183ZM187 149H188V151H187ZM199 149V150H198ZM200 149H202L201 150V152H200ZM210 150V153H211V150H212V152L215 154V153H217V155H219L218 156V158L219 157H221V158H223L224 157V159L223 160H228V161H226V164H224V162H223V160L221 159V162H220V164H219V166H218V164L217 163H219V159L217 160V163L215 162L216 161V159L217 158H215V157H217V155L214 157H211L212 155H214L213 153H212V155L209 153V150ZM224 149V150H223ZM234 149H236L235 151H234ZM240 149V148H239ZM238 149V150H239ZM128 150H131V151H128ZM156 150V151H155ZM160 150V151H159ZM161 150H162V152H161ZM194 150V152L193 153H191L192 151ZM196 150H197V153L199 154V156L198 157H196L198 154H196L195 152H196ZM219 152H218V151ZM220 150H222L221 152H226L227 151V155H225L226 153H220ZM127 153V155H126V153ZM141 151V152H140ZM191 151V152H190ZM208 151V152H207ZM240 151V150H239ZM130 152H133V153H130ZM145 153L144 154V156L142 155V153ZM172 152V153H171ZM179 152V153H178ZM185 152H189L188 154L189 155H191V154H193V155H191V156H185L184 154H185ZM200 152V153H199ZM203 152H204V154H203ZM206 152V153H205ZM122 153V154H121ZM124 153H125V155H124ZM139 153H141V154H139ZM170 153V154H169ZM186 153V154H187ZM195 153V154H194ZM201 153H202V155H203V158L202 157H200V156H202L201 155ZM230 154V158L229 157H225V156H229V154ZM239 153V152H238ZM241 153V152H240ZM131 154V155H130ZM205 154H207V156L205 155ZM220 154H223V155H220ZM128 155H130V156H128ZM138 156V158H137V156ZM139 155H140V157H139ZM170 155V156H169ZM180 155H182V156H185V158L184 157H182V156H180ZM195 155V156H194ZM209 155V156H208ZM235 155V157H233ZM241 155V154H240ZM121 156V157H120ZM159 156H161V157H159ZM194 156V157H193ZM205 156H206V158H205ZM223 156V157H222ZM118 157H119V159H118ZM123 157V159H124V161H123V159H120V158H122ZM125 157H128V158H130V159H128V160H126L125 159ZM176 157H178L177 159H176ZM213 158V159H210V158ZM234 158V161L232 160L233 158ZM172 158H173V160H172ZM183 158L185 159V160H183ZM186 158H189V160L191 159L192 161H189L188 159H186ZM195 158V159H194ZM196 158H198V159H196ZM226 158V159H225ZM227 158H229V159H231V161L232 162H229V159H227ZM136 159V160H135ZM138 159V160H137ZM201 159H204V160H201ZM207 159H209V162H211V160H214L213 162H215V165H213L214 163L212 162V163H209V162H207L208 160ZM238 159V158H237ZM167 160V162H166V164H165V161ZM168 160H170V161H168ZM172 160V161H171ZM175 160V161H174ZM181 160V162H179ZM188 160V161H187ZM194 160L195 161H200V162H194ZM128 161V162H127ZM135 161V162H134ZM183 161V162H182ZM185 161H187V163L185 162ZM201 161H203V162H201ZM122 163V165L121 164H119V163ZM127 162V163H126ZM170 162H171V165H170ZM173 162V163H172ZM177 162V163H176ZM189 162H194L193 164H191L190 165V163ZM228 162V163H227ZM234 162V163H233ZM126 163V164H125ZM179 163H180V165H179ZM183 163H186V164H184V165H182ZM199 163V164H198ZM203 163V164H202ZM229 163H231V165L229 164ZM116 164V165H115ZM163 164H164V166H163ZM173 164V165H172ZM188 164V165H187ZM195 164L197 165V166H199V167H197V166H195ZM201 164V165H200ZM206 166H205V165ZM208 164H210V165H208ZM212 164V165H211ZM229 164V167L227 166ZM114 165V166H113ZM120 165V166H119ZM167 165V166H166ZM175 165V166H174ZM177 165V166H176ZM178 165H179V168H178ZM193 165V166H192ZM205 167H204V166ZM210 167V166H213V170H212V167H210L211 168V170L212 171H217V173L216 172H214V173H216L213 177H211L210 175L211 174H213V173H211L212 171L208 168V166ZM223 165H224V168H223ZM226 165V166H225ZM129 166V167H128ZM132 166V167H131ZM174 167V169H173V167ZM182 166H184V167H182ZM190 168V169H195V167H196V169H200L199 170V175H201V176H203V174H204V176L203 177H205V175H206V177L208 178V176H210V181L206 178V180H205V178H200L199 177V175L198 176H196V174H198L197 172H198V170L196 171V170H194V172H196L195 174H194V172L191 170L190 171V169H189V171H188V167ZM191 166H192V168H191ZM203 166V167H202ZM215 166V167H214ZM219 167V169H215L216 167ZM112 167V168H111ZM120 167V168H119ZM163 167L165 168V169H167V168H170L171 167V169H168V170H170V171H168L169 172V174H172V175H169L168 174V172L167 171H165L164 169H163ZM167 167V168H166ZM208 168V171H210V174L207 172V168ZM217 167V168H218ZM221 167V168H220ZM232 167V168H231ZM238 167V168H237ZM117 168V169H116ZM182 168H184V169H182ZM206 170H205V169ZM231 169V170H228V172L229 171H231L230 173L231 174H227L228 176H225L226 175V172H227V170L226 169ZM236 168V169H235ZM119 169H121V170H119ZM128 169H130V170H128ZM162 169L164 170V171H162ZM178 171H176V170ZM205 172V173H203V171ZM221 169H223V170H225L226 172H224L223 171V173L225 174H223L222 173V171H221V174L219 173L220 172V170ZM122 170H126V172H123ZM173 172H172V171ZM188 172H187V171ZM232 170H234L233 172H232ZM116 171H117V174H116ZM158 171H159V173H158ZM202 171V172H201ZM237 171V172H236ZM239 171V172H238ZM161 172H163V173H161ZM172 172V173H171ZM175 172H177V173H175ZM179 172H181V173H179ZM183 172V173H182ZM191 172H193V174L191 173ZM200 172H201V174H200ZM227 172V173H228ZM187 173L189 174L188 176L189 177H193L191 180H190V178H189V180H186L187 181V185H188V187H186L187 185L185 184H183L184 182L183 181H185L184 180V178L186 177L187 178ZM190 173H191V175H193V176H191L190 175ZM207 173V174H206ZM218 173H219V176H217L218 175ZM121 174H122V176H121ZM157 174V175H156ZM167 174V175H166ZM175 174V175H174ZM181 174V175H180ZM237 176H236V175ZM241 174V175H240ZM105 175H104V177L103 178H105ZM120 175V176H119ZM160 175V176H159ZM162 175H164V176H162ZM168 175H169V177H171V178H169L168 177ZM174 175V176H173ZM180 175V176H179ZM221 175H224V176H222L221 177ZM111 176V177H110ZM124 176V177H123ZM149 176H150V178H149ZM161 176H162V178H161ZM181 176H183L184 178H182ZM195 176V177H194ZM216 176H217V178H216ZM231 176V177H230ZM235 176L237 177V178H235ZM239 176V177H238ZM247 176V177H246ZM132 177V178H131ZM155 177V178H154ZM165 177V178H164ZM178 177V179L176 180V178ZM198 177V178H197ZM219 177V178H218ZM220 177H221V179H220ZM231 178L230 180H229V178ZM110 180H109V179ZM114 178V179H113ZM126 178V179H125ZM146 178V179H145ZM157 178V179H156ZM183 180H182V179ZM185 178V179H186ZM187 178V179H188ZM215 178L216 179H219V180H215ZM243 178V179H242ZM257 178H262L261 176H257ZM118 179V180H117ZM149 179V180H148ZM167 179H168V182H167ZM173 179H174V181H173ZM193 179H198L199 181H195V180H193ZM201 179H203V180H201ZM212 179H214V180H212ZM239 179H240V181H239ZM242 179V180H241ZM244 179H246L245 181H244ZM104 180V179H103ZM151 180V182H153V183H151V182H149ZM165 182H164V181ZM179 180V181H178ZM193 180V181H192ZM205 180V181H204ZM208 180V181H207ZM232 180H234V181H232ZM146 181V182H145ZM162 181V182H161ZM169 181H173V183H174V185L172 186V185H170V183H169ZM176 181H178L177 182V184H175L176 183ZM186 181H185V183H186ZM189 181V182H188ZM196 182V184H195V182ZM204 181V182H203ZM105 182V183H106ZM156 182H159V185L156 183ZM164 182V183H163ZM182 182V183H181ZM191 182V183H190ZM193 182V183H192ZM199 182V183H198ZM168 183V184H167ZM173 183H171V184H173ZM179 183H181L182 185H184V186H182L181 184H179ZM199 184V186H198V184ZM154 184H156L155 186H154ZM192 185V184H194L193 185V189H192V186H190L191 187V192H187V191H189L190 190V188H189V185ZM226 184V185H225ZM102 185H103V189L105 190L106 188H104L105 187V185H104V182L102 181ZM141 185V186H140ZM165 185H168L167 187H169V186H171V187H169L168 189H166V190H164L165 188H166V186ZM182 187H181V186ZM222 185V186H221ZM131 186V187H130ZM156 186H158V187H156ZM163 186V187H162ZM176 186H178V188L176 187ZM195 186H197L196 187V189H195ZM119 187H120V189H119ZM156 187V188H155ZM112 188H114V189H112ZM123 189V191H122V189ZM143 188V189H142ZM160 188V189H159ZM178 189V190H180V191H176V189ZM186 188V189H185ZM187 188H189L188 190H187ZM214 188V189H213ZM227 188V189H226ZM109 189V190H110ZM149 189V190H148ZM154 189H156V190H154ZM162 189V190H161ZM170 189H172V190H170ZM195 189V190H194ZM221 189V190H220ZM107 190H108V188H107ZM106 190V191H107ZM108 190V191H109ZM122 192H121V191ZM129 190H130V192H129ZM133 190V191H132ZM135 190V191H134ZM182 190H184V191H186L187 193H188V195H186V193L184 194V192L182 191ZM218 190H220V191H218ZM105 191V192H106ZM120 191V192H119ZM166 193L167 191H168V193H166V194H164V192ZM183 193H182V192ZM128 193V197L127 196H125L127 193ZM156 192V193H155ZM159 192V193H158ZM162 192H163V194H162ZM174 192V193H173ZM175 192H176V194H175ZM179 192H181V193H179ZM140 194V195H137V194ZM146 195H145V194ZM147 193H149L150 195H148ZM179 193V194H178ZM123 194V196H121ZM125 194V195H124ZM155 194H157V195H155ZM160 194V195H159ZM170 194L172 195L171 197H170ZM178 194V195H177ZM116 195H117V197H116ZM144 195L146 196V197H144ZM164 195V196H163ZM169 195V196H168ZM179 195H182V196H180V198H178L179 197ZM187 196V197H185V196ZM150 196V197H149ZM162 196H163V198H162ZM218 196V197H219ZM120 197V198H119ZM127 199H126V198ZM173 197H176V198H178V199H174ZM113 198V199H112ZM122 198H124V199H122ZM143 198H145V200L143 199ZM155 198H156V202H154L155 201ZM159 198V202L161 201V199H162V201L159 203L158 202V199ZM165 198V199H164ZM169 198H171V199H169ZM173 198V199H172ZM210 198H212L211 200H210ZM215 198V199H214ZM127 200V201H123V200ZM168 199H169V202H168ZM226 199H228V198H226ZM145 202V204H144V202ZM146 200H147V202H146ZM167 200V201H166ZM178 200V201H177ZM179 200H181V201H179ZM217 202H216V201ZM219 200H221L222 202H220ZM117 201V202H116ZM121 201V202H120ZM129 201V203H130V205L128 204V203H126V202H128ZM140 201H142V202H140ZM150 201H151V203H150ZM164 201H166V204H165V202ZM174 201V202H173ZM178 202V205H176L177 204V202ZM217 203V205H216V208H215V204H213V203H215V202ZM115 202L117 203V204H115ZM119 202H120V204H119ZM140 202V203H139ZM153 202V203H152ZM174 204H173V203ZM176 202V203H175ZM180 202V203H179ZM213 202V203H212ZM148 204V206H146L147 204ZM171 205H173L174 206V208H173V206L171 205V207L173 208V209H171V207L169 206V204ZM182 203V204H181ZM211 203H212V205L214 206V209H216V210H214L213 209V213H211V211H212V205H211ZM222 203V204H221ZM125 205L126 204V206H128V209L129 208H132L133 210H127V207H125V206H123V205ZM156 204V205H155ZM159 204V205H158ZM163 204H165L166 206H167V208L165 207V205H163ZM168 204V205H167ZM134 205V206H133ZM154 205V206H153ZM211 205V206H210ZM243 205H244V210H243V208H241V207H243ZM243 205H241V207H240V210H242V211H240V213H244L243 215H242V218H241V216L239 217V219L237 220V223L238 224H240L241 226H244L245 228H253L252 226H254V228L253 229H255V227L257 228V226L256 225H258V227H260V228H264V216H262L263 218H261V215H264V206H262L261 207V205H260V207H261V209H260V207L258 206V208L257 207H250V209H248V207L249 206H247V205H245V204H243ZM118 208H117V207ZM121 208H120V207ZM130 206V207H129ZM138 206V207H137ZM150 206V207H149ZM159 206H160V208L162 209V207L163 208H165L166 209V214H167V216L164 214V216H166V222H168V223H166L165 222V220H164V218L165 217H163V214H161V213H163L164 211V209L163 210H161L160 211V208H159ZM169 206V207H168ZM178 207V209H177V207ZM180 206V207H179ZM184 206V207H183ZM210 208H209V207ZM133 207H136L137 208V211L138 212H134V211H136V210H134V208ZM142 207H144V208H142ZM147 207V208H146ZM217 207H218V209H217ZM245 207H247V208H245ZM124 208L126 209L125 211H124ZM156 208V209H155ZM168 208H170V210L168 209ZM253 208V210H251ZM148 209V210H147ZM154 209H155V211H154ZM174 209H176V210H174ZM209 209H211L210 211H209ZM258 209H260V210H258ZM263 209V210H262ZM116 210H119V211H116ZM156 210H158L159 212H161V213H157L156 212ZM169 210V211H168ZM172 210V211H171ZM182 210V211H181ZM218 210V211H217ZM252 211V213H251V211ZM258 210V212H256ZM127 211V213H125ZM133 211V212H132ZM153 211V212H152ZM163 211V212H162ZM214 211H216L217 212V214H218V216L217 215H215L216 213L214 212ZM261 211V212H260ZM121 212V213H120ZM146 212V213H145ZM170 214H169V213ZM209 212H210V214H209ZM219 212H221V213H219ZM246 212H248L249 213V216L247 215L246 216V214H248V213H246ZM255 212H256V214H255ZM116 213H118L119 215H117ZM131 213V214H130ZM132 213H134V214H132ZM156 213L157 215H158V217H157V219L156 220H160L161 222H159L158 221V224H157V222H156V220H155V218H156V216H152V215H154V214ZM165 213V212H164ZM176 213H177V215H176ZM180 213V214H179ZM215 213V214H214ZM261 213H263V214H261ZM122 214V215H121ZM124 214V215H123ZM147 214H148V216H149V218H148V216H147ZM183 214V215H182ZM212 214H214L213 215V217H210V215H212ZM223 215V216H220V215ZM251 214V215H250ZM259 214V215H258ZM126 215H128V217L126 216ZM169 215V216H168ZM171 215H172V217H171ZM188 215L190 216V217H188ZM241 215V214H240ZM255 215V216H254ZM256 215H257V217L258 218H256ZM122 216V217H121ZM135 216V217H134ZM161 216V217H160ZM174 216H175V218H174ZM177 216V217H176ZM215 216V217H214ZM243 216H244V218H248V220H247V222L243 219ZM246 216V217H245ZM127 217V218H126ZM130 217V218H129ZM133 217V218H132ZM151 217V218H150ZM153 217V218H152ZM167 217L169 218V219H167ZM249 217H250V220L252 221V218H253V223L251 222V221H249ZM125 218H126V220H125ZM163 218V219H162ZM178 218V220H176ZM217 218H220V220H221V218H222V223H220V220H217ZM228 218V219H227ZM256 218V219H255ZM173 220V221H171V220ZM215 220L214 222H213V220ZM223 219L225 220H229L228 222H226V221H223ZM123 220V221H122ZM125 220V221H124ZM128 220V221H127ZM141 220V221H140ZM168 220V221H167ZM190 220V222H188ZM148 221H150V222H148ZM153 221V222H152ZM155 221V222H154ZM207 221V222H206ZM233 221V222H232ZM122 222V224H121V226H122V229L124 230H122L120 227H119V224ZM124 222H125V225H124ZM173 222V223H172ZM185 222H188V223H185ZM215 222H216V224H215ZM226 224H225V223ZM251 222V223H250ZM260 222V223H259ZM160 223H162V225L160 224ZM171 223H172V225H171ZM177 223H178V225H177ZM193 223V226L191 227V224ZM209 223V224H208ZM214 223V224H213ZM151 224V225H150ZM165 224V225H164ZM181 224V225H180ZM183 224V225H182ZM225 224V227H223V225ZM261 224V225H260ZM127 225V226H126ZM156 225H158L159 226V229L158 228H156V227H158V226H156ZM167 225V226H166ZM208 227H207V226ZM109 226H111V227H109ZM114 226V227H113ZM163 226H165V227H163ZM169 226V227H168ZM178 226H180V227H178ZM119 227V228H118ZM123 227H125V228H123ZM163 227V228H162ZM212 227V228H211ZM128 228V229H127ZM169 228H171V229H169ZM182 228V229H181ZM224 228H226L225 230L227 231H229V233L228 232H225L224 231ZM109 229V230H108ZM167 230L165 233H164V231L165 230ZM178 229H179V231H178ZM157 230H159V231H157ZM172 230H174L172 233H171V231ZM256 230H258V229H256ZM108 231V232H107ZM162 231H163V233L164 234H170V235H167L168 237H167V239L169 240L168 241V243L166 242L167 241V239H166V237L163 235V233H162ZM177 231V232H176ZM255 231V230H254ZM129 232V233H128ZM158 232V233H157ZM167 232H169V233H167ZM182 232V233H181ZM231 232V233H230ZM162 233V234H161ZM178 234V233H181V234H183V235H177V237H176V234ZM222 233V235H220ZM228 233V234H227ZM171 234H173V235H175V239L176 238H179V242L181 243V241H182V239H183V245H184V243H186V245H182V244H180L179 242H177V239L175 240V241H172V242H170L172 239L174 240V236L173 235H171ZM233 235L234 234V236L236 237V238H238L239 239V241H238V239L236 240V238H235V241H234V236L230 239V237L231 236H228V235ZM179 236V237H178ZM180 236L182 237V238H180ZM185 236V237H184ZM105 237H107V236H105ZM158 237H160L159 239H158ZM165 237V238H164ZM223 239H222V238ZM228 237H229V239H228ZM131 238V239H130ZM163 240H162V239ZM172 238V239H171ZM106 239V238H105ZM166 240V241H165ZM230 240V241H229ZM233 240V241H232ZM166 243V245H168L169 244V242H170V248H168V246H166V245H164L165 243ZM187 241V242H186ZM179 243L178 244V246H182V249H183V247H185V246H187V245H189L190 244V247H189V250H187L188 248V246L187 247H185L186 248V250H184V251H182L181 250V248H179L178 246H177V244H175V243ZM189 242V243H188ZM237 242V243H236ZM239 242V243H238ZM173 243V244H172ZM160 244L162 245L163 244V246H166L167 247V249H169V250H165V249H162V252H161V248H163L162 246H160ZM174 244H175V247L177 248L176 250V252H175V248H174ZM203 244V245H202ZM235 244V245H234ZM122 245V246H121ZM196 245V246H195ZM197 245H198V247H197ZM233 245V246H232ZM240 245V246H239ZM246 245V246H245ZM121 246V247H120ZM191 246H192V248H191ZM213 246V247H212ZM166 247H164V248H166ZM193 247H195V249L193 248ZM200 247V248H199ZM209 247H212V248H209ZM215 247H217V248H215ZM218 247H219V249H218ZM236 247V248H235ZM172 248H174V249H172ZM198 248V249H197ZM204 250H202V249ZM214 248V249H213ZM127 249V250H126ZM172 249V250H171ZM192 249V250H191ZM193 249L195 250V254H197L198 256L195 258V256L196 255H194V258H192L193 256ZM199 249L201 250V252L199 251ZM208 249V250H207ZM212 249V250H211ZM216 249V250H215ZM99 250V251H98ZM191 250V251H190ZM196 250H198L199 252L197 253V251ZM159 251H160V253H159ZM185 251H187V252H185ZM190 251V252H189ZM206 251V252H205ZM212 251H215V252H212ZM226 251V252H225ZM182 252V253H181ZM181 253V254H180ZM186 253V254H185ZM205 254L204 255V257L202 256V254ZM208 253H210V254H208ZM234 253H236V255L234 254ZM185 255V256H183V255ZM207 254H208V256H207ZM212 254V255H211ZM222 254H224V255H222ZM227 256H226V255ZM230 254V255H229ZM259 254V255H258ZM180 255V256H179ZM215 255V256H214ZM181 256H182V258H181ZM200 256V257H199ZM237 256H239V257H237ZM257 256V257H256ZM96 257H99V259L98 258H96ZM199 257V258H198ZM230 258V259H228V258ZM252 257V258H251ZM254 257V258H253ZM202 258V259H201ZM209 258V259H208ZM234 258V259H233ZM243 258H245V259H243ZM241 260V261H240ZM200 261V262H199ZM232 261V262H231ZM126 262V263H125Z\"/></svg>",
	"mask_w": 264,
	"mask_h": 264
}]
</instances>
